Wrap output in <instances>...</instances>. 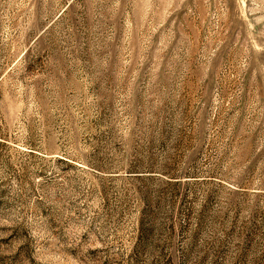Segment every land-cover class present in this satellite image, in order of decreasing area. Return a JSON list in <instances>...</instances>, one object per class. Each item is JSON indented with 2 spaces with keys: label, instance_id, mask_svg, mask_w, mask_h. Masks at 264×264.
<instances>
[{
  "label": "rangeland",
  "instance_id": "obj_1",
  "mask_svg": "<svg viewBox=\"0 0 264 264\" xmlns=\"http://www.w3.org/2000/svg\"><path fill=\"white\" fill-rule=\"evenodd\" d=\"M0 264H264V0H0Z\"/></svg>",
  "mask_w": 264,
  "mask_h": 264
}]
</instances>
